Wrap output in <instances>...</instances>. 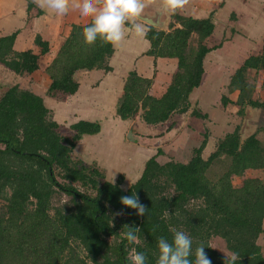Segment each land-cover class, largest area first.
<instances>
[{"label":"trees","instance_id":"obj_1","mask_svg":"<svg viewBox=\"0 0 264 264\" xmlns=\"http://www.w3.org/2000/svg\"><path fill=\"white\" fill-rule=\"evenodd\" d=\"M178 10L170 13L166 29L145 23L146 34L140 37V44H146L141 53L154 62L175 59L164 93L150 94L154 73L144 77L132 67L121 79L119 97L111 108L120 119H132L134 135L146 137L143 143L150 145L172 137L175 115L189 111L201 120L209 117L190 94L203 81L205 57L227 39L211 44L216 28L212 13L197 18ZM42 13L28 1L26 25ZM89 22L71 24L44 68L50 80L48 96L76 93L77 72L113 70L111 60L118 45L99 37L85 43L82 28ZM134 23L141 22H126L125 34L135 31ZM17 33L0 36V64L28 76L49 52V42L37 33L33 49L16 51ZM249 51L219 100L220 109L239 120L248 106L264 110V43L257 53ZM207 126L186 162L159 163L156 157L162 150L157 148L125 189L122 175L115 181L106 179L97 166L73 154L83 135L100 131L98 120H78L69 125V135L61 134L41 96L17 84L8 86L0 94V264H128L134 251L145 253L146 264H156L158 239L170 241L177 230L192 239L190 260L205 245L212 264H227V256L210 244L215 236L230 254L239 255L236 264H264L256 242L263 232L264 179L255 173H264V137H257L264 126L259 124L243 137V126L236 124L217 138L215 149L203 158L210 135ZM134 193L146 208L142 216L120 202L121 196ZM134 228L139 229L137 240L129 242L124 234Z\"/></svg>","mask_w":264,"mask_h":264},{"label":"crops","instance_id":"obj_2","mask_svg":"<svg viewBox=\"0 0 264 264\" xmlns=\"http://www.w3.org/2000/svg\"><path fill=\"white\" fill-rule=\"evenodd\" d=\"M28 1L34 2L43 12L41 15L35 17L32 24L29 26L26 25V7ZM158 1L160 2L162 0H152V3L150 4L152 12L154 7L158 6L157 4H154V2L159 4ZM76 2L77 0H69L70 11L66 15L59 16L55 14L54 10L48 8L45 0H0V36L18 31L13 43L14 50L23 51L29 48L33 49V40L37 33L49 42V52L39 59V68L35 72L28 76H20L7 70L0 64V77L3 76V74L4 76L8 75L9 77H12V79H15V84H18L22 88L29 89L44 98V96H46V89L50 82L44 68L53 59L62 41L69 34L71 24L86 23L90 19H81L79 17L78 12L75 9ZM192 3L193 8L191 9L194 10L193 13H197V11L199 12L202 10V7L207 4V8H209H206L207 13L205 12L204 14L207 17L210 13H212V19L214 15V23L215 18L219 17L217 15L219 13L223 14L225 9L227 11L231 4L240 3L249 6L250 17L248 21L246 19V23L244 24L246 29L244 30V34L241 33V30H239L238 33H234V35L232 34L231 37L228 36L229 38L222 41L218 48L212 50L205 57L203 60V82L196 88L194 94H192L193 91L190 94V98L193 101H196L200 107L204 108V110L201 108L203 111L207 112L209 115H218L226 120L227 117L231 115L221 109L214 108L211 112H209V105H204L208 99L203 89L208 86V83L213 84L214 82V85L218 86L219 90L224 86L226 88L232 72L237 68L239 63L248 56L251 46H257L262 43V38L264 40V0H195ZM149 12L150 11H146V13ZM1 27L3 28V31L1 30ZM127 32L128 33L124 35V38L117 44L118 50L111 60V65L113 67L112 71L106 74L99 70L80 71L75 74V79L80 85L74 94L75 97L78 96L77 99L79 101L82 100V92L88 94L89 91H96L97 87H99L97 90L100 89V104H103L104 100L106 102L117 101L122 85L121 79L132 67H134L136 71L144 77H151L154 73V82L151 85L150 94L160 96L164 93L175 68V59L158 58L155 63L151 56L141 53L142 49L146 46L145 42L140 44L141 36L136 35L135 31ZM230 52H233L234 55ZM116 66H118L122 72L116 71ZM228 68L231 70L228 71L227 74L228 80L227 82H223V74L225 73L224 69L228 70ZM217 69L221 70L218 77ZM21 79L23 80L22 82ZM30 81H32L33 84H31ZM94 81L96 82L93 83ZM0 83L2 82L0 81ZM88 86H90V88ZM221 90L220 96L222 95L221 93H223ZM235 96V93L230 95L231 99H234ZM94 104L96 105H81V111L84 113L82 116H79V119L75 120V122L81 119L91 121L98 120L100 122L101 129L98 133L93 135L98 137L100 133H104L105 130H107V128L104 129L103 127V122L101 120L103 116L112 117V123L110 125H114V127L115 125H119V119L117 115L113 114V111H111L113 106L110 107V111L108 112L105 111L107 108L102 110V107H100L98 103ZM224 119H222V122ZM121 127H124L123 122H121ZM215 129L217 128L210 123L211 132ZM120 131L121 128L119 132ZM93 136L90 135L88 138H83L84 136H82L79 141H92L94 139ZM116 136H120V133H116L115 140H117ZM107 141L109 143L108 139ZM80 148L81 147H79V149ZM262 229L264 231V219Z\"/></svg>","mask_w":264,"mask_h":264},{"label":"rangeland","instance_id":"obj_3","mask_svg":"<svg viewBox=\"0 0 264 264\" xmlns=\"http://www.w3.org/2000/svg\"><path fill=\"white\" fill-rule=\"evenodd\" d=\"M193 1L195 0H184L183 6L178 8L179 9L178 12L183 13L185 15L190 14L194 17L195 16L206 17L204 13L205 12L207 13V9L209 8V7L207 8L208 5L205 4L202 7V10H200L199 12L197 11V13H193L194 10L191 9L193 8V3H192ZM154 3L157 5H161L163 8L162 11L163 12L166 11L167 13V10L165 9V0L160 1L159 4L156 2ZM231 12H233V15ZM169 13L171 12H168V14ZM217 16L219 17L215 18L216 28L215 31L213 32L214 35L211 40V42L213 43L211 44H216L223 39L229 38L232 36V34L234 35V33H238L239 30H241V33L244 34L245 32L244 30H246L244 24L246 23V19L247 21L249 20L250 10H249V6L245 4H240V3L231 4V6L228 7L226 13L224 12L223 14L219 13ZM162 17H164V15H162ZM213 20H214V15H213ZM139 21L144 26L145 22H143L142 20ZM2 29L3 28L1 27V30ZM261 42L262 43L260 45L251 46L253 50L252 53H257L261 49L262 44L264 43L263 38ZM230 53L234 55L233 52ZM115 68H117L116 71L122 72V70L119 69L118 66H116ZM224 71L225 73L223 74V82H227L228 80L227 74L228 71L231 70H229L228 68V70L224 69ZM220 72L221 70L217 69V77L220 75ZM0 81L2 82L0 83L2 84L0 86V94H2V92L6 90L8 86L15 85V79H12V77H9L8 75L4 76L3 74V76L0 77ZM22 81L23 80L21 79V82ZM30 82L31 84H33L32 81ZM95 82L96 81H94L93 83ZM214 83L213 84L208 83L207 84L208 86L205 89H203L208 99L206 100V103H204V105H209V112H211L214 108L220 109V104H219L220 90L222 89L221 91L223 93L226 91L225 86L219 90L218 89L219 87L214 85ZM88 87L90 88V86ZM98 88L99 87H97V89ZM196 88H194L192 94L195 93ZM97 89L96 91L94 90L89 91L88 94L82 92L81 101L77 99L78 96L75 97V94L59 95L53 98H50L47 94L46 96H44V98L42 96L45 105L49 109L51 118L55 120L57 123H59L60 126L59 130L61 134L64 135L70 134L69 125L74 123L75 120L79 119V116H82V114L84 113L81 111V105L95 106L96 104L94 103H98V105L102 107V110L107 108L105 111L108 112L110 111V107L115 105L116 101L106 102L105 100L103 101V104H100L99 103L101 101V97L99 96L100 89L99 90ZM261 97H264V92H262ZM196 106L198 109L203 108L200 107L199 104H197ZM261 115L263 116L262 117L263 119L261 118L263 122L260 125L264 126L263 109L261 110ZM243 118L242 120H239L236 116L231 115L228 116L227 119L225 120L224 118L218 115L216 116L209 115V117L205 121V120H201L200 118L191 116L188 111L181 115L179 114L175 115L174 120L176 121V125H175L176 130H172L171 138L163 141L157 139L152 145H150L147 143H143L144 141L145 142L147 141L146 137H143V139H141L140 136L136 137L134 135L133 132L135 131L134 128H136V125L132 119L122 120L118 117L119 119L118 123L120 126L115 125L114 127V125L113 126L110 125L112 123V117L103 116L101 120L103 122L104 129L107 128V130H105L104 133H100L98 137L92 135L94 138L92 141L86 142V141L78 140L79 142L77 141L75 143L73 154L76 157L82 158L85 162L97 166L103 172L104 177L106 179L115 181V179H117L118 176L122 175L123 181L121 185L123 188L126 189L140 176L145 160H147L150 156L156 154L157 148H160L162 150V154L156 157V160L159 163H164L169 160L186 162L190 158V156H192L191 152L193 148H196L200 145L201 140L203 138V133L206 131L205 126L208 125L207 127H210V123H212L217 129L211 132L209 128L210 130L209 139L204 149L201 152L202 157L206 158L215 149L217 138L219 136H222V134L226 130H230L236 124H241L243 126ZM222 119H224L223 122ZM121 122H123L124 127H121ZM246 124L255 125V121L253 119H249L246 122ZM120 128L121 131L119 132ZM100 129H101V125H100ZM142 132H145V130H142ZM116 133H120V136H116L117 140H115ZM83 136H84L83 138L90 137V135H83ZM257 137L263 138L264 131H259L257 133ZM107 139L109 140V143ZM79 147L81 148L79 149ZM255 173L264 179L263 172H255ZM63 198L64 195H62L61 201H63ZM256 242L261 246L262 252L264 254V231L261 234H259ZM210 244L212 248H214L216 251L223 254L224 256H228V254L230 255L229 251L225 249L224 243L220 238L215 236L211 237Z\"/></svg>","mask_w":264,"mask_h":264},{"label":"clouds","instance_id":"obj_4","mask_svg":"<svg viewBox=\"0 0 264 264\" xmlns=\"http://www.w3.org/2000/svg\"><path fill=\"white\" fill-rule=\"evenodd\" d=\"M48 8L54 10L56 15L63 16L69 11V0H45ZM184 0H165V9L171 13L182 7ZM145 8L143 0H77L75 9L81 19L90 18V22L82 28L85 43L91 44L97 37L112 45L118 44L125 35V23L142 19ZM132 27L136 35L144 36L146 28L140 23ZM120 202L132 209L136 215L142 216L146 212L145 206L140 203L135 193L131 196H121ZM138 228L130 229L125 235L129 242L137 240ZM192 239L182 230L174 232L169 241L160 237L157 241L158 257L156 264H212L205 245L196 249L195 259L190 260ZM211 247V246H210ZM239 255L235 252L228 254L227 264H236ZM128 264H146V255L143 251H134L128 259Z\"/></svg>","mask_w":264,"mask_h":264},{"label":"water","instance_id":"obj_5","mask_svg":"<svg viewBox=\"0 0 264 264\" xmlns=\"http://www.w3.org/2000/svg\"><path fill=\"white\" fill-rule=\"evenodd\" d=\"M143 2L145 3L144 10L150 11L149 13H151L152 9L150 8V4L152 3V0H143ZM144 10L142 13L143 18L139 19V20H142L143 22H145L147 24L156 26V27L161 28V29L167 28L169 18H170V13L168 14V12H169L168 10H167V13H166V11H164V13H163L164 17H162L161 20H160L158 13L153 12V14H149V13L144 12ZM260 115H261V109L260 108L249 107V106L246 107L244 118H243V129H242L243 130V137L250 135L252 133V131L255 129V127L258 126V121H259ZM249 119H253L255 121V125H249V124L247 125L246 122ZM251 129H252V131H251Z\"/></svg>","mask_w":264,"mask_h":264},{"label":"flooded vegetation","instance_id":"obj_6","mask_svg":"<svg viewBox=\"0 0 264 264\" xmlns=\"http://www.w3.org/2000/svg\"><path fill=\"white\" fill-rule=\"evenodd\" d=\"M163 8H162V6H160V5H158V6H155L154 7V10H153V12H156V13H158V15H159V17H160V20L162 19V15H163ZM144 12H146V10H144ZM153 12H151V14H153ZM155 13V14H156ZM263 116L262 115H260V118H259V121H258V125L259 124H261L262 122H263V118H262ZM262 118V119H261Z\"/></svg>","mask_w":264,"mask_h":264}]
</instances>
